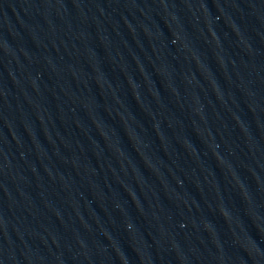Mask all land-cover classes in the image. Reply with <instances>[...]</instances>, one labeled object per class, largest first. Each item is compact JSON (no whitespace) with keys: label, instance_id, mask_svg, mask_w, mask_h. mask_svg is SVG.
<instances>
[{"label":"water","instance_id":"95a60500","mask_svg":"<svg viewBox=\"0 0 264 264\" xmlns=\"http://www.w3.org/2000/svg\"><path fill=\"white\" fill-rule=\"evenodd\" d=\"M0 264H264V0H0Z\"/></svg>","mask_w":264,"mask_h":264}]
</instances>
